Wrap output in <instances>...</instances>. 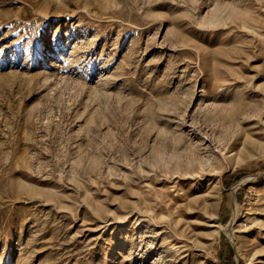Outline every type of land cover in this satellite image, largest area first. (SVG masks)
<instances>
[{"label": "rangeland", "instance_id": "1", "mask_svg": "<svg viewBox=\"0 0 264 264\" xmlns=\"http://www.w3.org/2000/svg\"><path fill=\"white\" fill-rule=\"evenodd\" d=\"M0 264H264V0H0Z\"/></svg>", "mask_w": 264, "mask_h": 264}, {"label": "built area", "instance_id": "2", "mask_svg": "<svg viewBox=\"0 0 264 264\" xmlns=\"http://www.w3.org/2000/svg\"><path fill=\"white\" fill-rule=\"evenodd\" d=\"M242 223H243V225H246V222L245 221H243Z\"/></svg>", "mask_w": 264, "mask_h": 264}]
</instances>
